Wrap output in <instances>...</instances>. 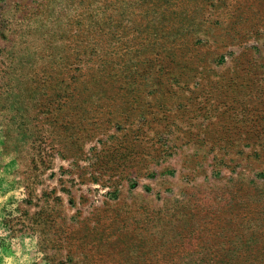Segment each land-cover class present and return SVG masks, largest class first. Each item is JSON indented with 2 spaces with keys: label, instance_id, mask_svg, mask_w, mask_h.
Returning <instances> with one entry per match:
<instances>
[{
  "label": "rangeland",
  "instance_id": "rangeland-1",
  "mask_svg": "<svg viewBox=\"0 0 264 264\" xmlns=\"http://www.w3.org/2000/svg\"><path fill=\"white\" fill-rule=\"evenodd\" d=\"M0 123L50 264H264V0H0Z\"/></svg>",
  "mask_w": 264,
  "mask_h": 264
},
{
  "label": "clouds",
  "instance_id": "clouds-1",
  "mask_svg": "<svg viewBox=\"0 0 264 264\" xmlns=\"http://www.w3.org/2000/svg\"><path fill=\"white\" fill-rule=\"evenodd\" d=\"M2 130L3 124L0 123V133H2ZM28 150L31 151L30 145ZM3 174V172H0V175ZM44 175L47 177L49 173ZM19 181L18 176L10 178L0 188V264H50L49 257L52 255V251L41 247L42 234L39 229L33 230V226L30 225L24 211L31 208V211L27 213L30 216L37 209L34 204L24 203L29 196L25 185ZM35 191L36 196L42 195V186H37ZM35 199L36 197L33 196V202H35ZM13 218H18L21 221L16 224L15 231L9 224V221ZM62 251L65 253L66 258L67 249ZM57 264H59V261H57Z\"/></svg>",
  "mask_w": 264,
  "mask_h": 264
}]
</instances>
